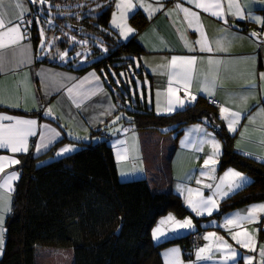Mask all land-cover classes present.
Listing matches in <instances>:
<instances>
[{"label": "crops", "instance_id": "obj_1", "mask_svg": "<svg viewBox=\"0 0 264 264\" xmlns=\"http://www.w3.org/2000/svg\"><path fill=\"white\" fill-rule=\"evenodd\" d=\"M16 0H3V7L0 11L6 13V19L16 20L14 13L20 9L15 8ZM121 0H115L114 10L109 18V28L114 31L121 41H127L133 35L143 49V54L138 58L137 63L142 67L145 75L143 81L145 97L158 115H170L186 105L194 103L198 97H203L213 105L219 115V126H223L226 132L233 136V147L236 152L247 156L255 161L264 164V25L256 22L257 19L264 20V0H194L188 3L187 0H131V10L124 9V16L121 19V10L116 7ZM195 2L207 5L219 3V9H211L209 12L202 8L195 7ZM25 18L30 13L29 0H20ZM239 5L244 13V18L239 19L234 14H229V4ZM187 8L189 12L198 15L197 21L192 16L177 8ZM218 11L223 18L211 15V11ZM140 11L147 19L146 26L139 32L129 23V17ZM236 11L233 7L232 12ZM116 24L133 29L131 33L121 35V28L113 25V18ZM227 20V23L224 22ZM191 21V26L189 24ZM18 22V21H17ZM0 29V32L6 31ZM21 24L20 39L11 43L12 36H0V116L13 117L12 121H0L5 125L14 123L16 119L35 120V135L27 137V152L12 153L9 149H0V157L15 158L20 161L22 155L31 154L40 156L47 153L51 148L63 140V143L56 147L43 164L49 161L58 160L76 152L79 147L73 141L89 140L93 142L108 140L116 163V171L120 181H132L145 178L147 181L153 172L152 165L160 158L161 150L173 143L174 147L168 161V178L165 179L161 190H171L182 200L183 206L197 219L209 218L211 215L197 216L188 206L189 193L192 189L191 199L198 200L195 192L199 190L203 197L213 196L216 192V185H219L221 178L231 169L242 174L246 178L243 187L231 192L227 196L216 195L217 204L230 197L234 193L246 188L250 179L241 171L228 167L222 171L218 170L219 157L222 152V143L215 132L206 121L191 124L183 129L182 135L177 140L174 134H167V129L160 131H136L134 126L126 122L131 118L117 112V107L103 84V80L94 70H86L77 73L72 69L63 67L66 64L67 56L61 58V49L55 46L56 38H49L45 32L44 39L39 33V41L33 45L30 36L23 29ZM257 36H252V33ZM49 38V39H48ZM52 42V44L50 43ZM200 41V43H197ZM220 41V47H217ZM41 44L45 47L41 48ZM202 45L212 50H201ZM177 59V66L172 67L171 61ZM194 58L192 68V79L186 89L190 95L185 96V88L181 82L172 77L173 72L181 70V60ZM84 59H81V63ZM184 67H188L184 65ZM76 67H74L75 69ZM92 74L99 77L93 79ZM171 80V85L169 81ZM207 82V87L205 86ZM172 87L174 94L168 92ZM72 88L70 94L68 89ZM196 99L191 101V97ZM177 97L185 100V106L176 105ZM169 100L173 101L174 111L168 112ZM191 101V102H189ZM221 106L231 111L240 112L242 118L236 127L235 132L228 130V121L221 118ZM50 114L46 115L47 112ZM120 117V119H116ZM115 121V123H113ZM199 129V130H198ZM100 130V132H98ZM98 132L91 136L92 132ZM59 135H56V134ZM210 134V135H209ZM43 142L47 147L36 151L37 145ZM72 141V142H71ZM123 141V143H121ZM220 144V154L215 157L217 163L204 168V160L214 152L212 142ZM70 147L72 151L57 155L63 148ZM160 149V150H159ZM118 153L126 155L124 160H118ZM4 171L0 177L9 173H16L17 179L11 182V192L7 188H0V209L3 216V244L5 235V223L12 208V199L16 183L20 176V163L10 165L4 161ZM214 168L215 171H210ZM204 173L205 175H202ZM150 175V176H149ZM197 180L201 183H197ZM3 180L0 179V184ZM228 181H225L227 184ZM212 185L213 187H205ZM224 187L223 185L221 186ZM264 205V201L253 203L231 211L220 219L209 218L197 226L193 217L191 229H178L173 232L174 222H168L161 226L166 233L154 241L152 233L154 226L169 215L175 221H181L173 212H169L157 220L151 230V238L154 244H158L199 231L202 235V244L193 250L192 259L197 260V251L206 245L208 240L204 237L210 232L221 237L217 231L225 224L229 217L237 213L247 215V210L253 206ZM254 222H241L240 227L229 225L225 230L251 228L250 247H244L242 253H238L239 261L243 262L246 251L247 257L252 258L251 264H261L260 252L264 250L263 241L258 237V230H264V212L254 213ZM182 222V221H181ZM207 231V232H206ZM206 232V233H205ZM246 239V240H247ZM3 249V245H2ZM173 250H179L173 253ZM2 254H0L1 258ZM162 264H186L183 258V249L179 245H172L160 252ZM237 260L229 264H237ZM260 261V262H258ZM244 264V263H243ZM248 264V263H247Z\"/></svg>", "mask_w": 264, "mask_h": 264}, {"label": "trees", "instance_id": "obj_2", "mask_svg": "<svg viewBox=\"0 0 264 264\" xmlns=\"http://www.w3.org/2000/svg\"><path fill=\"white\" fill-rule=\"evenodd\" d=\"M46 2L49 8L30 3L27 16L31 23L23 26L33 45L39 41V22L49 38H56L55 46L67 52L63 67L77 73L94 70L103 80L117 112L130 117L126 123L136 131L167 129V134H174L177 140L191 124L206 121L215 129L222 143L218 170L235 168L250 183L222 200L212 218L264 201V164L235 151L233 136L222 125L215 128V124L220 125L219 115L207 99L198 97L170 115H158L148 104L143 86L148 75L137 63L143 54L142 47L135 35L121 41L109 28L115 0ZM129 23L139 32L147 19L137 11L129 17ZM85 46L90 49L89 54L84 51ZM113 74L119 83L113 80ZM136 80L142 85V97L137 92ZM73 142L79 149L58 160L39 164L63 140L44 155L20 157L21 173L5 223L0 264H35L36 251L42 247L72 248L73 264H162L160 252L176 244L182 247L185 260L192 258L190 236L199 231L159 244L151 238L154 224L167 213L173 212L180 218L190 215L179 196L171 190L154 189L145 178L120 181L108 140ZM209 218L193 217L197 226ZM259 239L264 240L263 230Z\"/></svg>", "mask_w": 264, "mask_h": 264}, {"label": "snow or ice", "instance_id": "obj_3", "mask_svg": "<svg viewBox=\"0 0 264 264\" xmlns=\"http://www.w3.org/2000/svg\"><path fill=\"white\" fill-rule=\"evenodd\" d=\"M30 3L33 4H45L46 0H29ZM188 3H194V0H187ZM3 7V0H0V8ZM116 7L118 10H121V19H123L124 16V9L131 10L133 7L131 0H121L120 3L116 4ZM179 8L181 11H183L186 16H192L194 17L197 21L199 20V17L196 13L194 12H189L187 8H181L180 5L178 4L176 6ZM195 7L197 8H202L203 11L209 12L211 9H219L221 6L219 3H209L207 5L201 4L199 2H195ZM235 7L236 11L233 13L232 9ZM15 8L20 9L19 13H14L17 17L16 20H12L11 18L6 19V13L3 11H0V29H5L6 25H12L7 27L6 31L0 32V36H12L11 43H16L20 39H23V36L21 35V24L26 23L23 17L24 11H26L23 8V5L20 3V0H16L15 2ZM229 14H234L237 16L239 19L244 18V13L241 11L239 5H234L232 3L229 4ZM211 15L216 16L218 18H223L222 14L219 13L218 11H211ZM18 21V22H17ZM225 23H227V20H224ZM256 22L261 23L264 25V20H259L257 19ZM27 23H31V21H27ZM51 23V21H49ZM189 24L191 26V21H189ZM113 25L116 27L121 28V35H125V33H131L133 32V29L131 28H126L121 25L116 24V18L114 14L113 18ZM44 33L43 30H41V36L43 37ZM257 33H252V36H257ZM197 43H200V41H197ZM3 44H0V47H3ZM45 45L41 44V48H44ZM217 47H220V41H217ZM201 50H208L211 51L212 49L210 47H207L202 45ZM61 58L64 56H67V52L60 54ZM177 59L178 58H173L171 61V66L176 67L177 66ZM194 64V58H190L187 60H181V70L178 72H173L172 77L176 78L179 82H181L185 88V90L188 88L190 85L191 79H192V68L191 65ZM184 65H187L188 67H184ZM92 78L99 80V77H96L95 74H92ZM119 83V81H117ZM171 85V80L169 81ZM206 87L207 82H206ZM73 91L72 88L68 89V92L71 94ZM168 92L170 94H174V90L170 86L168 89ZM190 95V93L185 91V96ZM196 99L195 96L191 97V101H194ZM189 101V102H191ZM176 105L179 107H184L185 106V100L180 99L177 97L176 100ZM168 112L174 111V106H173V101L169 100V106L167 108ZM50 114L49 112L46 113V115ZM220 114L221 118L225 119L228 121V130L230 132H235L236 127L239 123V121L242 118V114L240 112H235L231 111L229 108L221 106L220 108ZM117 120L120 119V117L116 118ZM13 117L10 116H0V121H12ZM115 123V121H113ZM37 124V121L35 120H27V119H16L14 123H9L7 125L0 123V149H9L12 153H17V152H27V137L35 135V126ZM199 130V129H198ZM56 135H59L58 133ZM210 135V134H209ZM44 137L41 136V141L42 143L40 145H37L36 151L39 152L41 148L47 147V144L43 142ZM123 143V141H121ZM212 147L214 149V152L211 156H209L207 159L204 160L203 167L204 168H209L210 165H215L218 161L215 159L220 154V144L218 142L213 141L212 142ZM72 149L70 147H65L63 148L57 155H63L64 153L70 152ZM118 160H124L127 158L126 155L119 154L118 153ZM6 161L10 165H15L19 164L20 161L15 158H6V157H0V173L4 171L5 163ZM210 171H215L214 168H211ZM202 175H205L202 173ZM0 179L3 180V183L0 184V188H7L9 192H11L13 189L11 188V182L17 179V174L16 173H9L4 177H0ZM225 181H228L227 184H225ZM246 182V178L242 176L241 173L229 169L224 177L221 178V182L219 185H216V192L213 194V196H209L207 198L203 197V193L200 192L199 190H196L195 194L200 197L198 200H193L191 199V196L193 194L192 189H187L189 193V199H188V206L191 208L192 212H194L197 216L200 215H211L213 210H218V204L216 200V195L220 194L221 196H227L231 192L236 191L237 189H240L243 187V183ZM197 183H201V181L197 180ZM224 186L223 188L221 186ZM205 187H213L212 185H205ZM2 209H0V254H2V245H3V229H2V224H3V216H2ZM257 211L264 212V205H258V206H253L251 209L247 210V215H242L240 213H237L233 217H229L226 219L225 224L222 225V227L227 228L229 225H234L236 227H240L241 222H254L256 220V217L254 213ZM168 222H174V227L171 229L173 232H175L178 229H191L193 227L191 219H185L184 221H175L174 217L169 215L166 220H162L160 223L161 225L167 224ZM166 233L162 231L160 227L156 228L153 232V238L154 239H159L162 236H165ZM244 235L247 237L246 232H237L232 235V239L236 241V243L241 244L243 247H250L252 241L251 238L249 237L247 240H240L238 239L239 236ZM215 237L217 241L220 242V244L226 248L230 249V246L223 241L221 237H216L215 233H209L207 234L204 239L209 240L210 238ZM208 249L206 248H200L196 255L197 259H201V253H204ZM179 250H173V253H177ZM261 257H264V250H261L260 252ZM231 256L235 259L238 254L235 252H231ZM248 264H251L252 258L249 257L247 258ZM261 264H264V259H262Z\"/></svg>", "mask_w": 264, "mask_h": 264}, {"label": "rangeland", "instance_id": "obj_4", "mask_svg": "<svg viewBox=\"0 0 264 264\" xmlns=\"http://www.w3.org/2000/svg\"><path fill=\"white\" fill-rule=\"evenodd\" d=\"M39 5H40V7L42 6L45 8L50 7V5L47 2L45 4H42V5L39 4ZM57 10H59V9H57ZM57 10H56V12L59 13L60 11H57ZM37 23H38L37 25L39 27L40 35H41V30H44V29L41 28V25L39 22H37ZM43 33H44V35H43V39H44L45 32L43 31ZM86 46H85L84 51H86V54H89L90 49H87ZM99 48H100V46H99ZM131 73H132V71H131ZM112 77H113V80L117 83L118 77L115 74H113ZM121 77L123 78L122 74H121ZM136 85H137V92L142 97V85L138 80H136ZM166 145H168V146L165 147V151L161 150L162 153L160 154V158H159L158 162L151 166V168H153L155 170H153V172L151 173L152 175H151V177H149V180H148V184L157 190H161L160 188H161V186L163 187V184L165 183V179L168 178V173H167L168 172V161H169V156L173 150L174 145L172 142H170V144H166ZM218 209H219V205H218ZM217 212H218V210L214 214H216ZM228 213H230V212H228ZM228 213H226V214H228ZM192 214L193 213H190V215H187V216L191 217ZM222 217H223V215L221 217H218L215 219H219V218L221 219ZM211 218H212V216H211ZM180 219H181V221H183L182 219H184V217H182ZM212 219H213V221H216L214 218H212ZM161 226H162L161 223L156 224V226H154L153 229L155 230L158 227L161 228ZM261 230H258V228H256V231L257 232L259 231L258 232L259 236H260ZM213 231L221 234V238L223 239V241H225L230 246V249L224 248L220 244V242L215 239V237H212L207 241L206 245L203 246V248H206L208 250L205 251L204 253H201L202 258L197 259L195 261L191 258L189 260H186V264H229V263H231V261L234 260V258L231 256V252H235L238 254L239 252L242 253V250L243 251L245 250L241 244L236 243V241L232 239V235L234 233H237V232H246L247 234H251V228L237 229V230L231 229L228 231L225 230L223 232L222 227H219V229H217V231H215V230H213ZM208 232L213 233V232H210L209 230H208ZM152 235H153V233H152ZM216 237H219V236L216 235ZM238 239L244 241L247 239V237L244 235H241L238 237ZM155 240L156 239H154V241ZM263 242H264V240H263ZM263 246H264V244H262L261 247H263ZM199 247L200 246H198V248ZM245 253H246V256L243 259L244 260L243 262L237 260L239 255L235 258V260H237V264H243V263L247 264L248 263V260H247V258H249V256L247 257L248 251H246ZM258 262H260V261H258ZM35 264H73L72 248H70V247H66V248L42 247V248H39L35 254ZM169 264H175V263L172 261Z\"/></svg>", "mask_w": 264, "mask_h": 264}, {"label": "built area", "instance_id": "obj_5", "mask_svg": "<svg viewBox=\"0 0 264 264\" xmlns=\"http://www.w3.org/2000/svg\"><path fill=\"white\" fill-rule=\"evenodd\" d=\"M24 20L26 21V23H24V25H29V23H27V21H30V16H26L24 18ZM190 246L192 248H197L198 246H200L202 244V235L200 232H196L193 235L190 236Z\"/></svg>", "mask_w": 264, "mask_h": 264}, {"label": "water", "instance_id": "obj_6", "mask_svg": "<svg viewBox=\"0 0 264 264\" xmlns=\"http://www.w3.org/2000/svg\"><path fill=\"white\" fill-rule=\"evenodd\" d=\"M215 128L220 129L219 124H215Z\"/></svg>", "mask_w": 264, "mask_h": 264}]
</instances>
